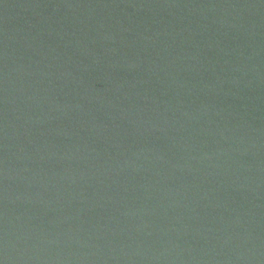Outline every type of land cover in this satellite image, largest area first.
<instances>
[{
	"label": "water",
	"instance_id": "95a60500",
	"mask_svg": "<svg viewBox=\"0 0 264 264\" xmlns=\"http://www.w3.org/2000/svg\"><path fill=\"white\" fill-rule=\"evenodd\" d=\"M0 264H264V0H0Z\"/></svg>",
	"mask_w": 264,
	"mask_h": 264
}]
</instances>
